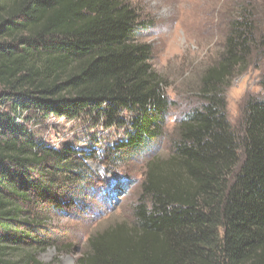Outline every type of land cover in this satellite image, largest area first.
I'll list each match as a JSON object with an SVG mask.
<instances>
[{"label": "trees", "instance_id": "trees-1", "mask_svg": "<svg viewBox=\"0 0 264 264\" xmlns=\"http://www.w3.org/2000/svg\"><path fill=\"white\" fill-rule=\"evenodd\" d=\"M238 6L198 106L166 153L146 155L130 218L93 231L78 264H264V75L240 130L226 99L264 43L251 0ZM140 24L130 0H0V264H51L39 255L59 245L55 216L122 187L88 162L114 169L164 137L170 102ZM47 117L121 133L101 152L51 145L27 126Z\"/></svg>", "mask_w": 264, "mask_h": 264}, {"label": "rangeland", "instance_id": "rangeland-1", "mask_svg": "<svg viewBox=\"0 0 264 264\" xmlns=\"http://www.w3.org/2000/svg\"><path fill=\"white\" fill-rule=\"evenodd\" d=\"M140 15L137 39L152 48L150 64L165 80L170 102L164 137L143 156L127 159L114 169L89 161V168L105 178L109 188L121 183L117 192L101 188L91 199L92 208L76 215L55 216L54 231L61 237L59 245H50L40 253V260L51 264H78L88 236L109 223L130 218L142 180L144 164L151 154L167 152L174 135V125L198 106L196 91L200 78L220 54L231 17L244 0H130ZM247 1V0H246ZM256 20L257 37L264 43V0H251ZM239 7V6H238ZM255 52L247 66L239 68L230 78L226 89L228 116L237 128L241 127L245 98L260 91L264 75V45ZM36 139L51 145L65 143L82 148L92 145L98 152L118 138L121 131L102 130L80 121L53 117L38 118L27 123ZM93 136V137H92ZM92 137V138H91ZM147 155V156H146ZM127 184V185H126ZM126 187V188H125ZM117 188V186H116Z\"/></svg>", "mask_w": 264, "mask_h": 264}]
</instances>
